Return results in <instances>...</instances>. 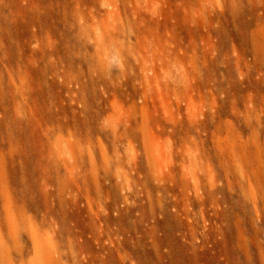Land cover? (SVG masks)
Instances as JSON below:
<instances>
[{"label": "rangeland", "instance_id": "1", "mask_svg": "<svg viewBox=\"0 0 264 264\" xmlns=\"http://www.w3.org/2000/svg\"><path fill=\"white\" fill-rule=\"evenodd\" d=\"M0 264H264V0H0Z\"/></svg>", "mask_w": 264, "mask_h": 264}, {"label": "bare ground", "instance_id": "2", "mask_svg": "<svg viewBox=\"0 0 264 264\" xmlns=\"http://www.w3.org/2000/svg\"><path fill=\"white\" fill-rule=\"evenodd\" d=\"M138 2V1H137ZM195 175V174H194Z\"/></svg>", "mask_w": 264, "mask_h": 264}]
</instances>
